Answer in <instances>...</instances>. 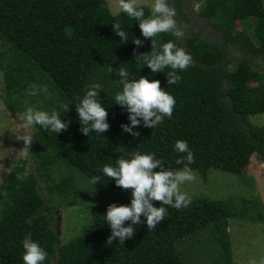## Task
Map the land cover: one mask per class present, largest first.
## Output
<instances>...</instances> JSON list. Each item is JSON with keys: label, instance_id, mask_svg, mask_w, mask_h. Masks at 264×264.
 <instances>
[{"label": "trees", "instance_id": "16d2710c", "mask_svg": "<svg viewBox=\"0 0 264 264\" xmlns=\"http://www.w3.org/2000/svg\"><path fill=\"white\" fill-rule=\"evenodd\" d=\"M187 1L168 0V3L177 14L184 15ZM192 1L200 4L196 13L211 20L218 36L240 42L262 61L241 60L230 69L223 50L225 46L190 35L186 38L185 51L191 55L192 63L182 72L176 70L179 81L167 85L164 73L167 74L169 68H164V73L153 74L143 65L142 56L151 49L150 40L140 36L134 20L113 11L107 0H0L2 42L9 45L10 51L23 52L38 66L37 71L32 72L33 64L24 65L18 60L7 62L11 70L4 73L3 97L8 109L18 110L13 96L26 95L25 88L30 82L54 84L61 90L64 104H69V110L61 112V119L69 121L67 129L54 135L35 126L28 154L19 155L0 185V197L3 193L9 197L4 199L6 207L0 211V264H22L20 241L28 233L46 251L44 264H187L180 246L198 228L210 223H216L219 239L226 232L221 247L231 253L227 220L238 215L229 211L226 201L206 198L190 200L179 210L165 206V218L153 229L145 227L141 216V222L133 225L131 238L125 239L123 244L115 239L106 244L110 229L103 223L102 214L109 203L127 204L130 192L115 186L106 177L98 183L114 187L116 195L101 207L90 209L89 227L65 243L60 242L61 233L53 226L56 216L52 213V202L60 198L58 203H64V198L72 197L77 188L74 176L64 175L61 167L72 166L91 179L98 174L100 165L105 164L103 151L111 147L112 141L119 147L127 145L126 140L136 141L142 136L145 139L143 150L135 149L134 143H130L128 154L152 152L150 147H154V153L158 151L155 156L159 154L168 164H176V158L185 155L174 152L173 143L177 139L187 141L193 156L189 168L197 169L203 176L211 168L243 173L253 153L264 159V125L249 121V116L264 112V0ZM148 14L145 8V15ZM236 22H241L243 28L238 30ZM113 23H119L128 33L127 41H120L112 29ZM133 36L143 43L134 45ZM154 39L158 45L171 39L181 47L178 39L166 33ZM0 53L5 57V51ZM20 65L27 71L13 67ZM121 67L136 78L145 76L159 80L160 87L175 99L170 118L165 117L155 129L142 124L135 126L134 131L139 132L136 137L123 132L116 123H129L126 109L113 103V95L120 87L115 83L116 73ZM226 80L230 81L229 87L224 86ZM250 81L255 82L257 94L247 85ZM93 82L101 85L99 98L106 107L109 128L100 136L90 133L88 137L79 130L73 98L81 96ZM40 98L43 101L32 106L60 111V108L49 107V103L52 106L54 103L51 104L47 96L40 95ZM157 136L159 142L171 148L159 152ZM89 158L93 162H89ZM29 159L35 160L38 176L26 172ZM38 178L47 191L45 197L37 190ZM153 203L154 206L160 204L159 201ZM243 203L241 205H245ZM256 216L264 219V209ZM36 219L42 220V228L33 231ZM128 223L130 221H125ZM228 258L231 264L232 256Z\"/></svg>", "mask_w": 264, "mask_h": 264}, {"label": "clouds", "instance_id": "9594fccd", "mask_svg": "<svg viewBox=\"0 0 264 264\" xmlns=\"http://www.w3.org/2000/svg\"><path fill=\"white\" fill-rule=\"evenodd\" d=\"M145 8L149 13L147 16ZM118 13H123L134 20L140 30V36L151 42L150 51L142 56L143 65H146L153 74L169 68L167 74L163 72L166 84H176L180 79L176 70L182 72L189 67L192 57L171 39L159 45L154 39L161 33L169 34L176 39H182L184 36L183 30L177 26L175 20L176 11L169 5L168 0H149L143 5H137L135 0H119ZM112 29L120 37L121 42L128 40V33L119 23H113ZM132 43L139 46L143 40L133 36ZM116 75L118 79L115 83L120 87L113 95V103L126 109L129 121L127 124H120L123 132L136 137L139 132L134 131L135 126L142 124L143 127L155 129L165 117H171L175 99L165 88L160 87L159 80L148 79L145 76L136 78L123 67L119 68ZM101 90V85L93 82L87 85L81 96L73 98L79 130L88 137L90 133L100 136L109 128L106 119L108 113L99 98ZM47 93V85L36 82H30L25 88V94L31 97ZM68 110L69 104H61L60 111L25 106L18 126L21 129L39 126L47 133L55 135L67 129L69 121L61 119V112L64 114ZM17 138L22 139L27 145L32 135L25 133ZM172 148L176 153L185 154L175 160L177 165H183L179 169H169L154 153L133 152L127 158H117L114 164L102 165L97 170L98 174L91 177L93 186L103 182V178L106 177L115 186L130 190L127 204L109 203L102 214L103 223L110 229L106 244H111L114 239L123 244L125 239L131 238L133 225L141 222V216L144 218L145 227L153 229L165 218L167 212L165 206L179 210L189 204L190 197L180 190V186L194 179L189 168L193 163L192 152L184 140L177 139ZM154 201H159V206H154ZM125 221L130 223L125 224ZM20 244L22 264H44L47 253L38 241L32 239L31 233L26 234Z\"/></svg>", "mask_w": 264, "mask_h": 264}, {"label": "rangeland", "instance_id": "374dc122", "mask_svg": "<svg viewBox=\"0 0 264 264\" xmlns=\"http://www.w3.org/2000/svg\"><path fill=\"white\" fill-rule=\"evenodd\" d=\"M107 1L113 11H118L119 0ZM147 2L149 0H135L137 5H143ZM198 8H200L198 2L188 0L187 6H185L183 11L184 15L177 14L176 12L175 20L177 26L184 32L183 38L178 40L184 50L187 49L185 45L186 38L190 35H196L200 39L225 46L223 50L229 62L227 66L230 69H233L236 63L241 60L256 63L262 61L259 55L257 56L254 52L247 50L240 42H234L228 38L218 36L219 32L212 25L211 20L202 18L196 13ZM235 26L238 30L243 28L241 22H236ZM8 47L9 45L3 43L0 38V51H5L6 54L5 57H2L0 53V66L3 62L2 68L0 67V185L14 167L19 155L28 154V147L31 141L25 145L23 140L17 137L25 133H30L32 138L34 136L35 126L28 129H21L18 126L21 123V108L29 105L32 106L43 101L40 96L31 97L22 95L23 97H21L14 95L13 97L17 100L16 106L18 110L10 111L8 109L5 98L3 97L5 95L4 73L11 70V66L7 62H10L9 60H18L24 63V65L33 64L34 68L32 72H36L37 69L35 68L38 67L35 65V61L31 58L28 59L23 52L19 50L14 51V49L10 51ZM14 64L12 63V65ZM13 67L17 68V70L27 71L23 66ZM229 82L226 80L224 86L229 87ZM45 84L48 87V93L45 96L50 99L51 104L52 102L55 104L52 106L49 103V107L53 109L60 108V105L65 103L61 90L47 81H45ZM241 84L244 85V81ZM247 85L252 88L255 94L258 93L255 82L250 81ZM249 121L254 125L263 126L264 112L249 116ZM116 123L121 124L119 121ZM157 139L156 147L159 148V152H162V149L171 148L169 144L162 141L159 142L158 136ZM126 142L127 145L123 144V146L120 145L118 147L117 143L112 141L110 144L111 147L104 148L102 158L105 160V164H114L117 158H127L129 155L128 152L130 151L127 146L130 143H134L135 149L143 150L142 146L145 143V139L140 136L136 141L133 139L131 142L129 140H126ZM99 147L101 150L102 144ZM150 149L152 150L151 153H154V147H150ZM156 157L165 161L159 154ZM88 161L93 162L90 158ZM34 164L35 160L29 159L26 172H31L38 176ZM88 166L90 167V164ZM165 166L171 170L179 169L176 168L178 167L177 164L165 163ZM61 169V171H64V175H73L77 185L76 193L72 197L64 198V203H58L60 198H55L52 202L54 203L52 213L56 216L53 221V226L57 233H61L59 238L60 242L66 243L81 234L86 227H89V220L91 218L90 209L101 207L109 202L115 197L116 190L114 187L104 183H97L93 186L89 177L85 176L80 170L74 169L72 166L61 167ZM190 169L193 172L194 179L181 185L180 190L186 192L191 201H195L198 198H206L212 201H226L227 206H229V211H234L238 216L230 217L227 220L229 224L227 235L231 250L230 254L221 247V240L223 242L226 239V232L219 239L216 223H210L203 228H198L192 236L190 235L184 239L183 244L180 241L182 244L180 249L184 261L187 264H230L228 257L231 255V264H264V219L256 216L260 210L263 211L264 209V207L263 209L261 208V205L264 206V159L253 153L243 173H232L221 168H211L208 170L207 175L203 176L197 169ZM37 190L44 197L46 196L47 191L44 183L40 179ZM74 191L72 190V192ZM3 194V197H0V211L6 207L4 199L8 197L5 193ZM243 202H245V205H241ZM241 214L244 216H240ZM36 220L33 231L42 228V220L38 219L37 222ZM68 226L71 228L68 229Z\"/></svg>", "mask_w": 264, "mask_h": 264}]
</instances>
